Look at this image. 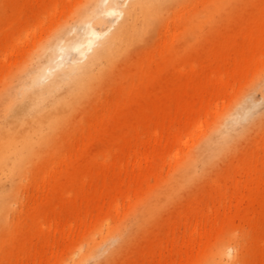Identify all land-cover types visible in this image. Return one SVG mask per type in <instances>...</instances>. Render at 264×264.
<instances>
[{
	"label": "bare ground",
	"instance_id": "bare-ground-1",
	"mask_svg": "<svg viewBox=\"0 0 264 264\" xmlns=\"http://www.w3.org/2000/svg\"><path fill=\"white\" fill-rule=\"evenodd\" d=\"M69 1L0 0V49L9 50L5 58L15 56L13 45L20 32L34 26L40 15L52 19L62 13ZM182 1L85 0L69 23L39 45L34 59L8 74L0 70V264L22 259L27 242L37 240L40 249L47 243L42 219L48 213L82 205L84 210L76 214L79 230L73 254L77 259L72 264H108L134 235V226L151 221L166 202H177L184 191L197 186L201 176L212 175L213 186L207 193L222 196L227 173L218 167L229 153L237 158L238 174L256 177L234 186L232 210L223 214L209 200L200 206L195 200L180 201L185 204L177 217L189 223L190 231L188 239H179L170 252L185 250L184 264H225L236 257L220 246L231 233L228 224L254 222L256 207L261 210L257 222L264 224V201L251 195L264 193V143L255 144L253 150H238L241 141L264 124V111L259 117L251 115L257 107L252 101L256 90L264 101V76L249 94L242 89L228 107L226 99L221 107L210 108L202 96L207 87L210 94L219 93L241 80L240 75L255 79L264 70V0H207L202 22L182 8L166 26L158 46L152 50L145 46L139 52L133 62L136 69L121 67L138 37L160 25L164 8ZM193 33L197 38L192 42ZM119 68L121 103L111 96L102 113L91 107L88 114L93 118L88 122L94 130L88 137L76 138L73 131L81 122L70 115L80 110L81 100L94 95V85H101L106 73ZM169 107L173 122L183 112L202 117L169 128ZM141 138H147L142 147ZM112 148L123 181L113 187L115 197L105 199L94 211L79 197L92 188L100 168L102 173H114L115 166L108 165ZM102 157L105 162L99 164ZM164 165L171 168V175L162 180ZM135 170L142 171L138 177ZM29 182L51 185L52 194L24 222L11 226L9 216ZM68 187L72 194L66 197ZM218 202L219 208H225V201ZM124 208L133 217L132 227L119 225L107 231L110 222L121 221ZM105 227L106 235L94 238ZM150 235L154 234L146 237ZM107 243L112 249L105 248Z\"/></svg>",
	"mask_w": 264,
	"mask_h": 264
},
{
	"label": "rangeland",
	"instance_id": "rangeland-1",
	"mask_svg": "<svg viewBox=\"0 0 264 264\" xmlns=\"http://www.w3.org/2000/svg\"><path fill=\"white\" fill-rule=\"evenodd\" d=\"M84 1L85 0H70L68 4H63L64 10L62 13H56L52 19L51 15H40L35 25L20 32L17 39L14 41V57L6 59L5 55L9 50H6L5 48L0 49V70H5L8 74L13 72L17 67L23 64V62L34 59L37 56L39 45L47 41L50 34L60 25L68 22L73 14H75L77 7ZM120 2L128 3V0H120ZM206 2L207 0H183L182 2L176 3L168 10L164 8L163 18L160 19V25L151 26L147 30V33L138 37L133 51L123 58L121 67L128 66L133 70L136 69L133 62L137 58L139 52H142V49L145 46H149L150 49L155 47V45L156 47L158 46L161 37L164 35L166 26L171 20H173L175 12L182 8L189 13V16L194 15L196 20L200 22L204 21L208 12ZM59 3L61 4V1H59ZM107 24L109 26L111 20ZM113 24L112 28L116 26V22ZM187 24L188 23H184V25ZM157 27L160 28L157 29ZM99 30L103 31L104 29ZM196 38L197 34L193 33L189 35V40L192 42L195 41ZM158 49L159 47L157 50ZM120 69L121 68L106 73L104 75L105 81H103L101 85H94V88L96 89L94 95L89 99L81 100L80 102L82 105L80 106V110L75 111L70 115L73 121H78L80 119L81 122L73 131L75 132V135H77L75 136L76 138L82 134H84V138L88 137L94 130L90 124L91 121L88 122L91 117L93 118V116H90L91 114H88L89 111L96 108L93 112L97 111L98 113H102L107 107L104 102L111 96H113L112 98H115L118 103H121V98H117V93L121 86L117 79L118 71ZM240 76L241 80L238 79L231 86H227V90H222L219 93L216 92L210 94L211 88L207 87L206 93L202 95L206 98V104L208 103L210 108L221 107L223 104H226L225 100L227 99L228 107L229 104L237 98L242 89L245 90L244 94H249L252 91V87L261 82V79L264 76V70L255 79L245 78L243 75ZM199 98H201V96ZM252 101L257 107L252 111L251 115L252 117H259L264 111V101L259 91L256 90L252 94ZM169 110V113L171 112V114H173V109L169 107ZM171 114L169 115L171 118L169 128L172 125L174 127L176 125L178 126L180 123L181 127H183L191 118L199 120L202 117H198L199 115L197 113L183 112L178 114L180 116L179 121L177 120L173 122L174 114ZM57 138L61 139L60 136ZM84 142L86 143L84 140L81 143L86 145ZM146 142L147 138L138 139L140 147L145 145ZM261 143H264V124L257 132L241 141L238 145V150H253L256 148L255 144L260 145ZM63 152L64 151L61 150L59 154H63ZM118 161L116 150L112 148L111 158L108 161L110 164L108 165H118ZM104 162L105 158L102 157L99 159V164H104ZM124 165H127V160L125 159L123 160V166ZM164 166L162 180L169 179L171 175V168H168V165ZM237 166V158L229 153L218 167L219 171L227 173V176L226 174L223 176L225 187L222 191V196H219L218 194H212V196H210V193H207V190L213 186L212 175L201 176L197 181V186L184 191L177 202H166L165 206L161 207L160 212L154 214L151 221L142 222L139 226H134V235L124 247L114 255L108 264H184L185 250H182L183 253L181 254L174 250L170 252L172 247L174 248L176 247L175 245H178L179 239H188L187 236L190 231L189 223L182 222L181 219L179 220L177 217L179 216V213L183 211V205L185 204H180V201L183 203L191 199L195 200L196 205L198 203V206H200V204L209 200L213 202L215 208L220 214H223L225 211L229 212L232 210L234 204L232 199L235 189L234 186L242 184L245 181H250L256 177L255 174H238ZM112 171H114L113 174L109 171L102 173V169L100 168L99 172H101V174L93 184L92 188L89 187L84 195L82 194V198L79 197V199L85 200L89 206H92L94 211H96L98 205H102L105 199L108 200L110 197H115L116 190L115 188L113 189V187L120 185L123 181L122 178L119 177L117 166H115V169ZM141 172L142 171L140 170H135V177H138ZM64 192H66V197L72 194L70 187ZM249 193L250 192H245L246 195ZM51 194V185L44 187L35 184L34 182H29L18 194V205L16 206L15 211L9 216V223L11 226H17L19 223L24 222L27 219L28 213H31L39 207L43 201L51 196ZM224 194L225 196H223ZM251 195L254 198L262 199L264 201L263 192H253ZM219 199L222 202L225 201V208H219ZM83 210V205L78 208L75 207V209L72 206H66L61 210L57 208L55 211L48 213L46 218L42 219V224L44 226V239L47 240V243H44L40 249L37 240L27 242L25 245V251L21 256L22 259L12 258L9 262L4 264H57L59 262H62L63 264H72V260L75 261L77 259V255L73 254L77 244L76 234L79 230V219L76 214H80ZM252 211L255 214L253 216L254 222L234 221L231 225L228 224V229L231 233L229 237L220 244V246L221 249H226L229 253H232L231 256L233 255V252L236 253V257L228 259V262L225 260V264L264 263V243L258 236L262 235L261 233L264 232V224L259 225L257 222V218L259 217L258 214H260L261 210L256 207ZM187 212L190 213V209H187ZM120 215V222L117 219L110 222L108 230L105 227L103 233L101 235L95 234L94 238L100 240L102 236L104 237L106 235L107 231H112L119 225L121 229L126 228L129 230L133 225V217L129 216L128 208H124ZM55 219L57 223L54 225L53 220ZM208 228L209 226L207 229ZM150 232L154 235L146 237V234ZM61 233H65V238H62L63 234ZM212 243H214V241H212ZM105 246L107 249H112L110 243H107ZM36 252H40V254L37 256L35 255ZM87 264L94 263L90 261Z\"/></svg>",
	"mask_w": 264,
	"mask_h": 264
}]
</instances>
